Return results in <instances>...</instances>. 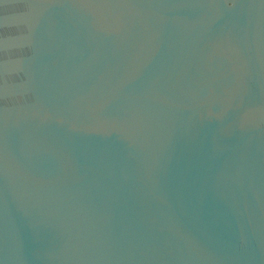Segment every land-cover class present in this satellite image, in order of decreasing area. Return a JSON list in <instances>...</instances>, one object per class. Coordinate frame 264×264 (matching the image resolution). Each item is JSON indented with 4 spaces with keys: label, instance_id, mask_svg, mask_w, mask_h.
<instances>
[{
    "label": "water",
    "instance_id": "1",
    "mask_svg": "<svg viewBox=\"0 0 264 264\" xmlns=\"http://www.w3.org/2000/svg\"><path fill=\"white\" fill-rule=\"evenodd\" d=\"M0 264H264V0H0Z\"/></svg>",
    "mask_w": 264,
    "mask_h": 264
}]
</instances>
